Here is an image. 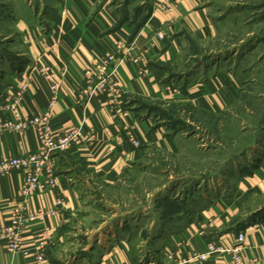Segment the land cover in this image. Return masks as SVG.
<instances>
[{
	"label": "crops",
	"instance_id": "obj_1",
	"mask_svg": "<svg viewBox=\"0 0 264 264\" xmlns=\"http://www.w3.org/2000/svg\"><path fill=\"white\" fill-rule=\"evenodd\" d=\"M151 1L149 15L139 26L120 22L111 0L45 1L39 19L37 9L32 14L30 8L24 7L15 24L21 37L20 47L12 59L7 56L9 53L0 58V120L8 116L2 108L3 100L27 80L20 103L22 115L33 118L48 113L45 127L51 132L70 126H80L84 132L93 129L89 140L84 139L63 153L80 159L100 182L117 187L122 185L123 172L137 161L144 147L173 150L172 140L179 136L168 134L164 127L166 118L137 106L138 100L161 106L187 103L194 108L218 112L238 97L240 83L245 82L240 80V75L247 70L220 68L205 81L181 75L175 80H165L171 73L169 69L184 63L189 36H213L223 20L215 17L211 20L212 6L208 0H173L170 11H163L158 5L163 0ZM158 31L164 33L160 40L156 37ZM118 43L122 49L134 43L139 49L148 50L145 63L149 69L145 76L138 75L128 61L118 68L127 104L124 118L127 131L111 118L105 94L77 100L78 92L85 85L84 69L92 66L98 56L115 49ZM42 65L50 68L58 83L52 105L48 81L37 70ZM160 118L164 120L160 122ZM177 134H183L180 128ZM131 139L140 145L135 146ZM36 148V131L32 126L21 131L0 130V158L5 154H27ZM247 156L243 153L244 162L229 170L237 174L225 197L193 209L183 227L166 237L165 242L171 248L176 249L179 244L185 254L192 249L202 250L205 241L210 239L230 246L238 231L245 229L244 254L256 257L257 264H264V205L256 206L252 213L248 210L253 199L264 197V152L254 159ZM22 179V170L0 173V227L12 222L14 208L22 204L29 210L53 211L25 223L22 229L25 251L13 252L0 241V264H32L29 256L35 251L45 225L52 238L46 250V264H136L122 232L97 234L98 243L84 256H62L56 252L55 247L62 243L64 225L82 205L76 171L63 162L60 154L56 157L53 189L36 190L23 202ZM260 210L262 213L258 216H250Z\"/></svg>",
	"mask_w": 264,
	"mask_h": 264
},
{
	"label": "rangeland",
	"instance_id": "obj_2",
	"mask_svg": "<svg viewBox=\"0 0 264 264\" xmlns=\"http://www.w3.org/2000/svg\"><path fill=\"white\" fill-rule=\"evenodd\" d=\"M45 1L50 0H0V58L9 53L12 59L20 47L15 24L22 9L28 7L32 14L37 9L39 19ZM111 2L119 18L136 23L152 7L151 0ZM208 2L211 20L223 21L213 36H189L184 63L169 70L174 76L188 70V76L205 81L220 68L245 69L240 75L245 81H240L241 92L214 113L187 103L161 106L138 100L137 106L166 118V132L179 137L172 140L170 151L144 147L137 161L123 172L121 187L100 182L80 159L59 153L63 162L75 169L82 199L78 212L64 225L62 243L55 247L62 256L86 255L98 243V235L111 231L122 232L136 264H169L168 255L175 247L165 242L166 237L183 227L193 209L225 197L237 174L229 170L244 162L243 153L254 159L264 152V0ZM248 36L257 39L243 50H233ZM125 104L124 99L127 113ZM179 128L182 135L177 134ZM258 205H264V197L253 199L249 212Z\"/></svg>",
	"mask_w": 264,
	"mask_h": 264
},
{
	"label": "built area",
	"instance_id": "obj_3",
	"mask_svg": "<svg viewBox=\"0 0 264 264\" xmlns=\"http://www.w3.org/2000/svg\"><path fill=\"white\" fill-rule=\"evenodd\" d=\"M172 1L163 0L158 5L163 11H170ZM163 36L162 31L156 32V37L159 40ZM147 54V48L139 49L134 43L129 44L126 49H122L121 44L118 43L115 49L98 56L92 66L84 69L85 85L77 94L78 102L85 97L88 100L95 94H105L111 118L127 131L128 125L124 122L127 113L123 108L124 92L119 82L118 68L122 63L128 61L133 64L138 75L145 76L149 69L145 63ZM37 70L48 81L49 104L52 105L56 99L58 83L53 79L48 66H38ZM26 82L27 80H24L18 91L3 100L2 108L8 116L0 120V130L21 131L32 126L36 131L37 148L33 152L22 155L5 154L0 158V173L11 170L23 171L20 189L23 202H26L36 190H42L46 187L53 189L56 186V157L59 153L80 144L84 139L89 140L94 134L93 129L84 132L80 126H70L51 132L45 127L49 117L48 113L33 118L24 117L20 111V103ZM131 140L135 146L140 145L136 139ZM52 211L51 209L48 211L29 210L25 204L16 206L13 210L12 222L0 227V241H4L7 248L13 252L24 250L22 247V229L25 223L38 218L41 219ZM51 239L49 227L43 226L36 249L29 256L32 259V264H46V250ZM244 241L245 229L238 231L230 246H224L210 239L205 241L202 250L192 249L185 254L182 252L181 246H178L172 254L168 255L169 264L186 262L189 264H257L258 259L256 257L244 254ZM219 259L222 262H219Z\"/></svg>",
	"mask_w": 264,
	"mask_h": 264
},
{
	"label": "trees",
	"instance_id": "obj_4",
	"mask_svg": "<svg viewBox=\"0 0 264 264\" xmlns=\"http://www.w3.org/2000/svg\"><path fill=\"white\" fill-rule=\"evenodd\" d=\"M149 12H150V10H149ZM149 12L144 16V18L141 21H139L137 23L136 22H132V23H135L136 26L141 25L145 21V19L147 18V16L149 15ZM120 22H130V21H128L126 17H123V18H120ZM254 39H257V37L256 36H249L243 43L241 42L242 44L239 43L236 46L237 48H234L233 50H239V49H242L243 50V48H246L247 46H249L254 41ZM188 74H189V72L187 70L186 72H184L183 74H181V77H187ZM178 76H179V74H176V76H174L173 73L172 74L169 73V74H167L165 80H171V79L172 80H175L176 77H178ZM124 106H127V104H125ZM259 212L261 213V211L254 212L250 216H252V217L254 216L255 217V215H257Z\"/></svg>",
	"mask_w": 264,
	"mask_h": 264
}]
</instances>
